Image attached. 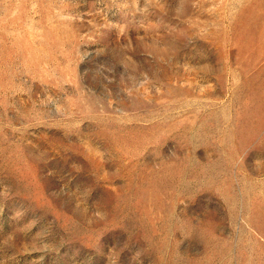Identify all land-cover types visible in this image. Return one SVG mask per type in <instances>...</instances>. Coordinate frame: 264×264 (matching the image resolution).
<instances>
[{"label":"rangeland","instance_id":"1","mask_svg":"<svg viewBox=\"0 0 264 264\" xmlns=\"http://www.w3.org/2000/svg\"><path fill=\"white\" fill-rule=\"evenodd\" d=\"M0 264H264V0H0Z\"/></svg>","mask_w":264,"mask_h":264}]
</instances>
